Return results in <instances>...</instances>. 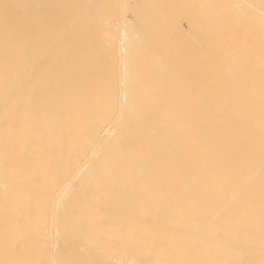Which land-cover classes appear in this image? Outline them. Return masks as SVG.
Returning a JSON list of instances; mask_svg holds the SVG:
<instances>
[{"label":"bare ground","instance_id":"obj_1","mask_svg":"<svg viewBox=\"0 0 264 264\" xmlns=\"http://www.w3.org/2000/svg\"><path fill=\"white\" fill-rule=\"evenodd\" d=\"M71 1L0 0V264H264V0Z\"/></svg>","mask_w":264,"mask_h":264},{"label":"rangeland","instance_id":"obj_2","mask_svg":"<svg viewBox=\"0 0 264 264\" xmlns=\"http://www.w3.org/2000/svg\"><path fill=\"white\" fill-rule=\"evenodd\" d=\"M75 1L76 0H72L71 1V4L74 3V5L77 6V7H79V9H80L82 6L81 5H76V2ZM79 1H83V0H79ZM90 1L91 0H85V3L87 4V6L89 5ZM149 1L150 0H100L97 3H98V6L100 7L101 12L103 14L109 13L110 15H113V16H116V15L117 16L118 15H120V16L121 15H124L125 16V14L127 13L126 14L127 15L126 16V19L127 20H129V19L130 20L131 19L133 20V18H134V16H133L134 14L132 15V10H133V13H135V11H136L141 16V15H143V13L145 14V12H147V11H148V13H146V14H150V15L151 14H155V12L157 11L156 8H158V7H160L158 9L159 13L157 11L156 14L157 13L158 14H162V13L164 14V12H166V13L167 12L168 13H173L174 12L175 13V10H177L176 12H178V11H180V10L183 9V10H185V11H183V13L186 14V19H185V22L184 21L181 22L182 25H179L178 28L180 30L184 29L183 31L185 33H187V35H191V33L195 30V28L197 27V25H199L198 24L199 14H203L204 16L206 15V11L207 10L204 9V6L206 5L205 7H208L213 0H211V1L209 0L210 3L208 2V0H189V2L187 0H163L165 3L160 0L161 1V5H157V4H160V1L159 0L158 1L157 0H151L152 2H149ZM185 1L188 2V3H185L186 5L184 4ZM153 2H159L157 4L154 3L155 5H157L156 8L153 7V6H155L153 4ZM207 2L209 3V5H208ZM203 3H207V4H204L203 5ZM131 5L133 7L132 9L130 7ZM151 6H152V9H150ZM126 7H127V9H126ZM123 8H125V9H123ZM134 8H135V11H134ZM187 8H189V10ZM160 9L163 12H161ZM126 10H127V12H126ZM81 11L82 12H85L86 9L83 8V10H81ZM88 11L91 12L90 10H88ZM86 13H87V11H86ZM123 13H125V14H123ZM139 18L141 19V17H139ZM84 21L85 22L87 21L86 16L84 18ZM110 21L112 23H116V18H115V20H113V18H112ZM158 24H156L154 26V28H159V25ZM108 27L111 28L112 26L110 25V26H107V28ZM180 27H184V28H180ZM56 29H57V26L54 27V30H56ZM199 43H201V44L203 43V40L201 38L199 40ZM83 59L86 60L87 59L86 56H84ZM146 60H148V58H146ZM190 60H191V58L189 59V61Z\"/></svg>","mask_w":264,"mask_h":264}]
</instances>
